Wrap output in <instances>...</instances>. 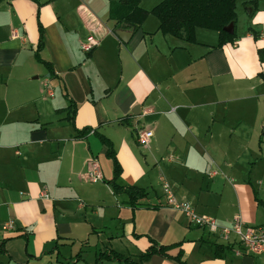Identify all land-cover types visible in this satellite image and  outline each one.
Listing matches in <instances>:
<instances>
[{"label":"crops","instance_id":"obj_1","mask_svg":"<svg viewBox=\"0 0 264 264\" xmlns=\"http://www.w3.org/2000/svg\"><path fill=\"white\" fill-rule=\"evenodd\" d=\"M117 1L0 0V264H264L162 188L219 229L235 215L264 225V0H236L222 47L214 30L164 34L152 14L132 32L111 16ZM116 165L118 185L146 193L136 207L112 189ZM152 243L168 257L140 262Z\"/></svg>","mask_w":264,"mask_h":264},{"label":"trees","instance_id":"obj_2","mask_svg":"<svg viewBox=\"0 0 264 264\" xmlns=\"http://www.w3.org/2000/svg\"><path fill=\"white\" fill-rule=\"evenodd\" d=\"M141 0H119L112 4L110 12L112 18L121 27L130 31L136 30L149 14H153L159 21V30L164 34L172 35L186 42L194 41V31L196 28H205L214 30L218 33V42L216 47L233 42L234 32L226 31L228 26H235L236 22V0H162L151 10L146 11L139 6ZM36 56L37 52H36ZM51 70L50 63L43 61ZM90 129L79 131L78 136L89 133ZM97 134V133H96ZM98 135V134H97ZM99 139L102 136L99 135ZM103 142L107 147V155L111 156V146L105 140ZM117 165L114 167V176L110 184L114 192L123 190L130 198L132 207L137 206V201L146 196L143 189L134 185L120 186L116 183ZM170 246H156L154 243L138 256L140 262L146 260L154 253L167 256ZM115 257L122 259L120 255ZM127 264H130L128 258H124ZM178 264H186L176 258Z\"/></svg>","mask_w":264,"mask_h":264},{"label":"built area","instance_id":"obj_3","mask_svg":"<svg viewBox=\"0 0 264 264\" xmlns=\"http://www.w3.org/2000/svg\"><path fill=\"white\" fill-rule=\"evenodd\" d=\"M91 44L83 45V49L88 51ZM152 131L145 128H139L136 133V141L138 144L145 146L150 142ZM213 174V173H212ZM88 178L90 182H98L102 179V171L100 164L96 158L89 160ZM166 202L169 206L176 208L184 213L190 223L207 228L210 233H219L220 237L228 239L230 234H234L242 248L253 255L264 253V225H246L239 215H235L228 227L218 228L214 219L205 215L199 214L187 201H177L170 186L162 181ZM43 198H48L49 195L44 191L41 195ZM15 226L14 221H7L2 224L1 228L4 231L12 230Z\"/></svg>","mask_w":264,"mask_h":264},{"label":"water","instance_id":"obj_4","mask_svg":"<svg viewBox=\"0 0 264 264\" xmlns=\"http://www.w3.org/2000/svg\"><path fill=\"white\" fill-rule=\"evenodd\" d=\"M226 31L232 32L233 31V27L232 26H228L226 28ZM115 34L119 37V39L122 42H127L132 33H130V32L125 33V31H122V30H115Z\"/></svg>","mask_w":264,"mask_h":264},{"label":"rangeland","instance_id":"obj_5","mask_svg":"<svg viewBox=\"0 0 264 264\" xmlns=\"http://www.w3.org/2000/svg\"><path fill=\"white\" fill-rule=\"evenodd\" d=\"M162 1V0H161ZM160 1V2H161ZM159 3V0L157 1V0H145V2H144V4H143V6H148V8H151V7H153V6H155V4H158ZM153 15V14H152ZM154 16V15H153ZM42 71H44L43 69H42ZM45 74H46V72H45Z\"/></svg>","mask_w":264,"mask_h":264}]
</instances>
